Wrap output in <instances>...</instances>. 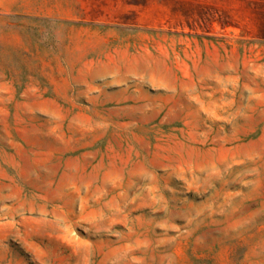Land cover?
Masks as SVG:
<instances>
[{
  "label": "rangeland",
  "instance_id": "1",
  "mask_svg": "<svg viewBox=\"0 0 264 264\" xmlns=\"http://www.w3.org/2000/svg\"><path fill=\"white\" fill-rule=\"evenodd\" d=\"M0 264H264V0H0Z\"/></svg>",
  "mask_w": 264,
  "mask_h": 264
}]
</instances>
